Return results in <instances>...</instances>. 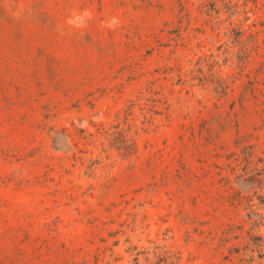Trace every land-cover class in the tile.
<instances>
[{"label":"rangeland","instance_id":"obj_1","mask_svg":"<svg viewBox=\"0 0 264 264\" xmlns=\"http://www.w3.org/2000/svg\"><path fill=\"white\" fill-rule=\"evenodd\" d=\"M0 264H264V0H0Z\"/></svg>","mask_w":264,"mask_h":264}]
</instances>
